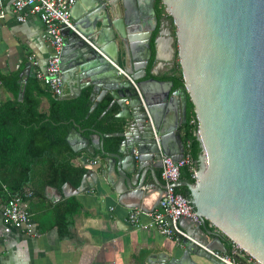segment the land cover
<instances>
[{"label":"water","instance_id":"1","mask_svg":"<svg viewBox=\"0 0 264 264\" xmlns=\"http://www.w3.org/2000/svg\"><path fill=\"white\" fill-rule=\"evenodd\" d=\"M161 2L171 16L174 31L168 41L177 44L173 53L183 78L175 89L171 81L146 77L151 43L159 36L152 37L150 0H76L71 19L99 50L86 48L88 44L77 35V53L82 52V58L74 63L94 59L79 70L96 68L80 75L81 83L91 86L89 112L109 93L110 104L120 107L117 115L128 121V129L103 136L92 130L90 141L75 126L69 142L74 151L85 149L98 158L103 172L116 174L115 180L109 179L115 193L144 208L143 198L159 190L160 199L164 191L157 175L162 156L178 161L184 155L180 125L186 122V106L191 102L200 147L195 181L180 179L174 186L189 191L186 202L200 222L178 220L191 229H186L188 237L181 238L184 249L174 262L214 264L207 249L227 252L225 236L264 264V0ZM121 61L136 86L112 64ZM73 133L79 138L76 142L70 141ZM111 135L122 137L115 151L104 144V137ZM90 173L98 178L96 171L88 170L78 187L65 182L64 193L82 191ZM47 187L61 197L57 188ZM206 221L215 230L207 229ZM195 228L200 237L192 231ZM236 258L239 264H247Z\"/></svg>","mask_w":264,"mask_h":264},{"label":"crops","instance_id":"2","mask_svg":"<svg viewBox=\"0 0 264 264\" xmlns=\"http://www.w3.org/2000/svg\"><path fill=\"white\" fill-rule=\"evenodd\" d=\"M73 9L74 7L71 12ZM0 13L2 14L0 17V78L7 81L4 83L0 79L1 103L14 97L12 91L6 87L11 85L13 88L15 86L13 80L23 83L24 87L28 84L34 85V73L36 70L45 69L52 49L43 22L27 7L16 11L13 0H0ZM18 16H24V21L18 20ZM63 35L64 41H69L67 55L64 57L61 68L64 80L63 96L72 98L84 90L91 92V86L81 83L80 75L87 74V71L91 74L96 68L89 67L85 73H81L79 66L90 64L94 59L86 61L80 59L75 64L74 61L77 58H82V52L77 53L80 39L71 31H65ZM156 40L154 45L151 43L154 56L153 62L151 64L149 62L146 68V77L153 76L160 79L170 68L174 48L168 39L161 35ZM89 46L88 44L86 48L92 49ZM32 60L35 63H32ZM119 65L123 68L122 61ZM40 86L46 87L41 81ZM21 96L22 93H19L18 97ZM39 100L40 111L46 112L50 104L48 96L41 95ZM111 100V95L107 93L98 104L106 102L108 107L116 106L119 112L120 107L116 103L110 104ZM122 119L125 122V129H128V121ZM181 126L180 133L183 141ZM82 136L92 140L83 133ZM77 140H79L77 134L73 133L70 141ZM92 147L95 148V143H92ZM78 152H81V155L74 160V163H85L88 170L98 173V178L96 179L95 175L90 173L84 180L83 190L77 194H65L62 188H57L61 197H58L52 188L46 187L44 199H32L30 190L31 196L25 203L30 214L31 229L36 234L27 233L26 227L17 228L4 222L1 211L6 201L0 195V264H175L174 260L180 258L184 247L154 228H134L128 221V214L131 209L136 208L132 206L136 202L132 198L123 199L114 192L109 179L115 180L116 174L113 171L103 172L98 158L94 157L97 160L96 163H90L89 154L85 149ZM160 170L161 168L157 169V175L162 181ZM73 195L76 196L80 207L73 216L69 235L61 237L56 227L47 225L48 214L57 201ZM159 196V190H156L150 196L143 198L142 211L147 213L156 209ZM141 218L144 222L149 219L143 213ZM184 220L180 223L178 221L177 224L186 232V229L190 230L191 226ZM206 228L215 230L209 221H206ZM192 231L196 237L202 234L197 228ZM223 244L228 251L232 242L224 236ZM213 260L214 264H222L214 257ZM206 264L213 263L206 262Z\"/></svg>","mask_w":264,"mask_h":264},{"label":"trees","instance_id":"3","mask_svg":"<svg viewBox=\"0 0 264 264\" xmlns=\"http://www.w3.org/2000/svg\"><path fill=\"white\" fill-rule=\"evenodd\" d=\"M151 58L150 64L153 62V54ZM167 78L173 81V88L183 84L180 69ZM5 80L2 79L4 83L7 82ZM33 81L34 85L24 87L23 83L13 80L15 86L6 87L14 97L0 103V195L5 201L10 193L21 192L24 188L32 191V199H44L47 186L61 189L65 182L74 187L80 185L88 169L85 163H74L81 155V152L72 149L68 139L69 132L75 126L82 129L86 137L92 130L103 136L125 129V122L117 115L116 106L108 107V103L101 102L89 112L92 100L88 90L72 98L58 97L52 95L47 87L40 86L35 73ZM19 93H22L21 97H18ZM41 95L49 98V109L46 112L39 109ZM197 126L193 105L188 102L186 122L181 129L185 153L190 157L191 165L180 168V179L192 183L195 181L193 173L200 152L195 134ZM121 141L122 137L117 135L104 137L108 150H116ZM88 158L96 160L90 155ZM176 190L190 199L186 187H177ZM79 207L74 195L57 201L48 214L47 225L56 227L61 237L68 236L73 216Z\"/></svg>","mask_w":264,"mask_h":264},{"label":"built area","instance_id":"4","mask_svg":"<svg viewBox=\"0 0 264 264\" xmlns=\"http://www.w3.org/2000/svg\"><path fill=\"white\" fill-rule=\"evenodd\" d=\"M75 2L76 0H13L16 11L27 7L31 13L39 16L46 28L52 53L47 60L45 69L43 71L36 70L35 75L49 89L52 95L58 97L64 95V80L61 70V60L65 50L64 32L71 31L79 35L91 47L98 50L90 39L78 31L71 19V9ZM1 16L2 14L0 13ZM24 19V16H18V20L24 21ZM32 63H35V61L32 60ZM116 67L118 73L126 76L135 85L131 77L121 67L118 65ZM152 129L155 134L153 125ZM90 163H96V161L90 160ZM161 163L160 176L165 188L157 203V208L147 213L142 211L141 208H133L128 214V221L134 228H154L180 244L181 238L188 237V235L178 226V220L182 217L200 222L199 216L196 212H193L186 202L187 198L177 192L174 186V183L180 180V168L184 165H191V159L188 154L184 153L178 161L171 156H162ZM193 177L195 178L194 173ZM30 196L31 191L27 188H24L21 192L10 193L1 214L5 223L17 228L26 227V232L34 235L36 233L31 229L30 214L25 203ZM142 213L149 217L145 222L141 220ZM207 250L211 256L222 264H239L237 256L244 259L247 264H260L234 242H232L230 250L226 253L211 249Z\"/></svg>","mask_w":264,"mask_h":264},{"label":"flooded vegetation","instance_id":"5","mask_svg":"<svg viewBox=\"0 0 264 264\" xmlns=\"http://www.w3.org/2000/svg\"><path fill=\"white\" fill-rule=\"evenodd\" d=\"M150 1L153 9L152 11H150L151 13L150 19L152 22V29H151L152 37H155L156 35L159 34L163 38H166V40L170 39L169 37H171L174 31V27H172L170 24L171 16L169 15L168 11L162 4L161 0H150ZM169 43L171 46H173L175 50L177 49L176 47L177 44L174 41V39L173 41L169 40ZM178 61L179 58L177 54H174L170 64V68L168 69L166 75L164 74L160 77L161 80L171 81L173 83V81L167 77L177 73L178 69H180Z\"/></svg>","mask_w":264,"mask_h":264},{"label":"bare ground","instance_id":"6","mask_svg":"<svg viewBox=\"0 0 264 264\" xmlns=\"http://www.w3.org/2000/svg\"><path fill=\"white\" fill-rule=\"evenodd\" d=\"M113 64V66L117 69V64H115V63H112ZM119 66V65H118ZM122 68V67H121ZM123 69V68H122ZM96 162H97V160H95Z\"/></svg>","mask_w":264,"mask_h":264}]
</instances>
